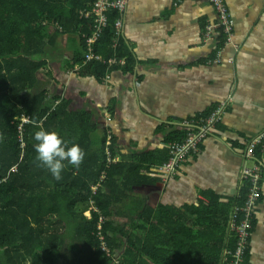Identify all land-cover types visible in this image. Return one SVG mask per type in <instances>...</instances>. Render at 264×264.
Listing matches in <instances>:
<instances>
[{
    "label": "trees",
    "instance_id": "obj_1",
    "mask_svg": "<svg viewBox=\"0 0 264 264\" xmlns=\"http://www.w3.org/2000/svg\"><path fill=\"white\" fill-rule=\"evenodd\" d=\"M88 2L0 0V264H115V258L118 264H231L233 257L226 255L235 248V237L227 236L231 204L206 194V202L196 206L153 209L135 191L153 175L164 176L158 169L167 162L169 149L118 161L112 136L104 132L98 143L93 139L89 113L68 112L65 99L52 109L42 86L32 92L39 88V76L49 75L47 61L35 56L64 34L78 39L71 68L80 66L83 75L104 80L112 58L124 59L128 70L133 67L122 38L113 45L115 11L107 13V27L93 46L103 61L85 63L93 22L80 19L79 12ZM218 31L217 52L224 46ZM22 116L30 123L20 135ZM41 129L58 132L69 147L78 144L85 153L79 167L65 162L59 181L35 160L34 135ZM109 137L110 163L105 148ZM183 138L184 132L175 129L164 141L170 146ZM92 146L99 149L95 156ZM247 191L245 183L238 206ZM87 210L89 218L84 216ZM252 225L253 232L254 218ZM100 235L110 255L101 250Z\"/></svg>",
    "mask_w": 264,
    "mask_h": 264
},
{
    "label": "crops",
    "instance_id": "obj_2",
    "mask_svg": "<svg viewBox=\"0 0 264 264\" xmlns=\"http://www.w3.org/2000/svg\"><path fill=\"white\" fill-rule=\"evenodd\" d=\"M223 1L233 30L218 52V13L209 0H128L122 40L134 61L130 70L125 62L108 65L112 69L98 81L81 74L78 65L71 68L80 48L73 33L57 36L45 55L35 58L47 61L49 75L39 76V89H46L52 109L65 99L68 112L89 113L93 139L98 143L104 132L112 136L118 161L133 154H165L167 132H183L181 122L205 117L224 103L223 120L197 153L135 191L153 209L196 206L206 202V194L215 196L220 204H231V237L241 170L253 165L244 159L246 144L264 130V0ZM208 25L212 39L204 36ZM92 147L90 154H97ZM261 188L245 264H264V170Z\"/></svg>",
    "mask_w": 264,
    "mask_h": 264
},
{
    "label": "built area",
    "instance_id": "obj_3",
    "mask_svg": "<svg viewBox=\"0 0 264 264\" xmlns=\"http://www.w3.org/2000/svg\"><path fill=\"white\" fill-rule=\"evenodd\" d=\"M217 11V25L219 30H222L224 45L231 41L233 22L228 14L227 8L223 4V0H209ZM128 0H89L79 12V18L82 20H92L93 32L90 37L86 38L87 52L85 54V63L91 61L102 62V58L99 55L94 54L93 46L96 41L102 35L104 29L108 24L107 13L115 11L118 18L115 21V38L113 45L116 46L119 39L122 38V16L127 7ZM211 27H206L205 37L206 39H212ZM124 59L117 60L115 58L107 61L109 66L120 63L123 64ZM226 105L224 103L217 106L211 113L205 117L198 119H192L190 121H184L180 123L183 127L184 138L179 142H174L169 147V159L165 162L158 171L164 173V176L170 175L178 166L183 164L191 154L198 152L199 145L205 141L210 135L214 127L219 124L225 115ZM30 123L29 117L22 116L18 125L20 135L24 132V126ZM109 141V139H108ZM21 146H24L22 139H20ZM108 145V142H107ZM259 153L260 157H257ZM106 155L108 156L107 162L110 163L109 149L106 148ZM245 161H252L253 165L248 167L244 166L241 170V180L243 184L247 183L248 191L245 196V201L242 206H236L229 220V229L231 234L235 237L234 252L226 251V255L233 257L231 264H243L244 257L247 249L249 248L250 238L252 236V221L256 213L258 201L260 200L262 188V172L264 170V130L250 139L246 144V150L244 152ZM102 175V179H103ZM99 187V184L92 187V191L95 192ZM91 210V209H90ZM90 210L85 211L84 216L90 217ZM100 225L103 223V219L100 217ZM100 225L98 229H100ZM100 248L107 255H110V249L104 243L102 236L100 235ZM114 263L118 264L117 258L114 259Z\"/></svg>",
    "mask_w": 264,
    "mask_h": 264
},
{
    "label": "clouds",
    "instance_id": "obj_4",
    "mask_svg": "<svg viewBox=\"0 0 264 264\" xmlns=\"http://www.w3.org/2000/svg\"><path fill=\"white\" fill-rule=\"evenodd\" d=\"M35 160L38 165L46 168L53 179L59 181L61 173L67 164L79 167L83 162L85 153L78 144L69 147L68 143L58 132L41 129L34 135Z\"/></svg>",
    "mask_w": 264,
    "mask_h": 264
},
{
    "label": "rangeland",
    "instance_id": "obj_5",
    "mask_svg": "<svg viewBox=\"0 0 264 264\" xmlns=\"http://www.w3.org/2000/svg\"><path fill=\"white\" fill-rule=\"evenodd\" d=\"M39 88H36L35 90H32V92H35V91H37Z\"/></svg>",
    "mask_w": 264,
    "mask_h": 264
}]
</instances>
